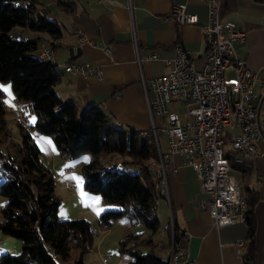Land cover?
<instances>
[{
	"label": "crops",
	"instance_id": "0c3cea01",
	"mask_svg": "<svg viewBox=\"0 0 264 264\" xmlns=\"http://www.w3.org/2000/svg\"><path fill=\"white\" fill-rule=\"evenodd\" d=\"M65 1L72 4L71 10L61 5L59 0H40L37 4V11L61 25L62 35L59 38L53 39L47 32L23 26L24 29H29V36L43 35L42 41L49 39L54 43L53 45L48 41L54 46L57 68L62 72V78L56 84L57 92L64 98L73 99L80 109L92 102L98 103L108 114L110 121L116 125L134 126L143 131L153 128L144 80L148 81L152 76L166 70L164 58L173 55L177 43L183 44L196 54L195 61L198 66L203 63L207 47L204 30V24L208 20L207 2L204 0ZM221 1L222 19L235 20L237 26L246 32L245 40L237 43V50L255 72L253 87L256 91H260L261 81L264 80V0ZM179 2L186 3L188 10L196 12L198 21L179 24L171 18L169 16L171 8L173 4ZM85 36L88 40L83 41ZM42 46H44L43 42L39 49ZM107 47L109 49H106ZM154 52L160 57H146L147 54ZM71 60L101 64L104 68V76L102 78L95 74L85 76L82 72L66 70L65 63ZM226 73L229 79H232L231 67ZM12 93L5 91V99L7 94L9 102L8 118L15 117L17 121L20 120L25 124L20 118V111L26 109L30 129L39 140L44 158L52 167L56 179L62 178L69 188H73L71 183L77 182L80 185L82 208L90 210L94 215L92 248L98 249L101 253L105 237L100 236V232L106 233L113 229L117 220L104 218L102 212L119 206L107 202L101 194L85 188L84 174L82 176L77 168L85 162L83 154L77 156L75 163L64 160L61 157L63 154L61 155L53 144L52 137L31 126L36 118L31 103L24 99L17 101L15 95L9 96ZM262 108H264V99ZM170 109L178 110L182 118L190 116L180 100L170 102ZM155 120L157 124L163 122L160 114L155 115ZM230 131H238V127L233 126ZM158 138L162 151L159 134ZM14 139L19 142L21 135ZM256 147L257 152L244 154V158L249 161L248 169L246 171L235 169L242 178V192L247 188L257 189L259 192L255 207L256 260L247 263L245 259L249 246V226L246 220L216 224L208 208L200 203L204 192L197 170L191 164L181 163L178 154H171L168 160L170 193L167 197L169 199L170 196L171 203L161 195L158 199L160 219L163 220L164 209L166 212L172 211L168 222L158 235L163 241L162 245L170 244V226L173 221L177 231L188 234V251L193 259L192 264H264V137L257 139ZM237 174L235 173L236 176ZM132 227L136 226L131 222L124 234ZM0 238V243L2 242L6 251H19V239L10 234L0 235ZM240 240L243 241V247L239 251L237 242ZM106 255L102 254L105 264H119L120 259H114V256L108 258ZM172 264L188 263L176 261Z\"/></svg>",
	"mask_w": 264,
	"mask_h": 264
},
{
	"label": "trees",
	"instance_id": "16d2710c",
	"mask_svg": "<svg viewBox=\"0 0 264 264\" xmlns=\"http://www.w3.org/2000/svg\"><path fill=\"white\" fill-rule=\"evenodd\" d=\"M39 1L28 0L24 4L22 0H0V79L11 81L17 99L31 103L36 113L31 126L49 134L61 154L92 152V157L81 165L85 188L119 206L104 210V218L126 215L136 226L127 230L119 242L120 251L133 256L130 264H166L168 258L156 249L161 227L160 175L147 164L159 156V139L156 140L153 128L143 131L116 125L98 103L80 109L73 99L57 92L56 84L62 78L58 63L32 52L39 50L44 36L8 33L20 25L47 32L53 39L62 35L59 22L37 11ZM59 3L69 10L73 7L65 0ZM7 114L5 91L0 86V173L5 175L0 192L6 196L0 229L21 240L19 251L0 254V264H93L84 258L94 241L91 219L60 217L62 198L56 190V175L44 158L39 140L30 126L18 120L21 140L8 141ZM4 140L8 141L6 148L2 145ZM225 142L231 169L246 171L249 161L231 146L230 135H226ZM108 153L125 157L106 163L102 158ZM243 197L249 226L245 259L250 263L257 257L255 207L259 192L247 188ZM76 250L79 253L74 255Z\"/></svg>",
	"mask_w": 264,
	"mask_h": 264
},
{
	"label": "built area",
	"instance_id": "2783aa9c",
	"mask_svg": "<svg viewBox=\"0 0 264 264\" xmlns=\"http://www.w3.org/2000/svg\"><path fill=\"white\" fill-rule=\"evenodd\" d=\"M204 1L208 5V20L204 24L207 47L203 63L198 66L196 54L177 43L173 55L164 58L166 70L144 80V86L154 131L158 132L159 127L156 114H165L169 121L168 147L162 149L164 166L157 167L163 177V185H159L162 196L165 197V190H170L169 157L178 154L181 163L191 164L197 170L204 192L200 203L208 208L216 224L221 225L246 219V200L225 153V140L226 135H230L231 146L245 155L257 152L256 141L264 137V80L261 81L262 89L256 91L253 87L255 72L237 50V43L245 40V30L233 19H222L221 0ZM22 2L28 4V0ZM169 16L179 24L198 21V14L188 10L184 2L173 4ZM135 42L138 48L136 38ZM43 43L41 53L56 61L54 46L47 40ZM146 57L159 58L160 55L154 52ZM65 65L66 70L82 72L85 76L95 74L102 78L105 73L101 64L90 61L71 60ZM230 67L233 77L228 80L226 72ZM227 92H234V106H227ZM173 100L182 101L190 116L182 118L178 110L170 109ZM20 116L29 126L26 109L20 111ZM233 126L238 127V131H230ZM147 164L156 165V162ZM168 201L171 203V199ZM158 242L159 245L163 243L162 239ZM170 242L171 253L166 264H172V260L192 264L190 253L182 252L178 244L177 230ZM242 247L240 240L237 249L240 251ZM173 249H180V256H173Z\"/></svg>",
	"mask_w": 264,
	"mask_h": 264
},
{
	"label": "rangeland",
	"instance_id": "374dc122",
	"mask_svg": "<svg viewBox=\"0 0 264 264\" xmlns=\"http://www.w3.org/2000/svg\"><path fill=\"white\" fill-rule=\"evenodd\" d=\"M8 33L17 34V35H21V36H29V29L27 30V29H24L23 26L16 25L10 31H8ZM32 52L33 53H37V50H33ZM228 80H229V77H228ZM0 86H1V88L4 91L13 92V88H12V84H11L10 80L0 79ZM13 95H14V92L12 93V95H9V96L13 97ZM5 101H6V106L8 107L9 106V102H8V99H7V94H6ZM160 115L162 117V121L163 122L162 123L158 122V125H159L158 134H159V137H160L162 148L164 150H167L168 142H169V135H168L167 125H168L169 121L167 119V116H165V114H160ZM8 123H9L10 132L6 134V138H7L8 141L12 140V141L16 142V140L14 138L15 137L17 138V136L19 134L21 135V128H20V125L18 124L17 118L10 117ZM47 135L51 138V136L49 134H47ZM7 140H4L2 142V145H3L4 148H6V145L8 143ZM52 142L54 144L53 139H52ZM57 154L60 157V154L58 153V151H57ZM81 154H83L82 157H83L84 161H87L88 159H90L92 157V153L89 150L83 151V152H81ZM159 154L160 153H159V149H158V155ZM77 156H80V153L77 154V155H65V156L62 155L61 157L64 160H67V162H69V163H75V160L78 158ZM124 157H125V155L121 154V153H108V154L104 155L102 159H103L104 162L110 163L111 161H114V160L121 161ZM159 157H160V155L158 157H156V158H153V159L149 160L148 162H152L153 160H159ZM157 167H159V166L155 165L153 168L157 169ZM77 168L79 169V172L83 176L81 166H78ZM233 171L236 174L238 173V170L233 169ZM238 175L239 174H237V176ZM3 179H5V175L3 173H0V183H1V181ZM237 179L239 181L240 186L242 187V180H241L242 178H241V176H238ZM73 184H75L73 186V188H69V187L66 186V182L62 178L56 179V190L61 195V198H62V202H61V204L59 206L60 217H64L65 218V217L86 216V217H89L91 219V222H92V225H93V221L92 220L94 219V215L91 213L90 210H88V209L84 210L82 208V202H81L82 200H81V196H80V193H79L80 185L77 182H75ZM159 184L162 185V181H159ZM169 193H170V190H169ZM158 194L161 195L160 186H159V193ZM167 196L168 195L166 194L165 197L168 199ZM159 198L160 197H158V199ZM169 199H170V196H169ZM5 201H6V196L3 195L0 192V219L3 218L2 206H3ZM159 212H160V209H159ZM164 212H165V215H166V216L164 215V217L166 218V222H165V218L163 217V220L161 219V227L159 229L158 235L161 232L162 227L165 226V224L168 222L169 217L172 215L171 211L166 212V210L164 209ZM116 219L117 220H116L115 226L113 225V227H112L113 229L107 231L106 233H104V231L100 232V236L103 235L105 237V240L102 243V251H101V253H100V251L98 249H95V248H91L90 250H88V251H86L84 253V258L87 261H90L93 264H105V262L103 260L104 258L102 257L103 253L107 254L106 256H108V258H111V256H114V259L115 258L120 259L119 264H129L131 261H133V256L132 255H130L129 253H122L120 251V249H119L120 239L123 237L124 232L126 231L127 226L131 223V221H130L129 217L126 216V215L118 216V217H116ZM169 226H170V222H169ZM93 228H95V227L93 226ZM4 234L7 235L6 233H4L0 229V235H4ZM158 235L156 237L157 244H158L157 247H156L157 252L159 254L169 258L170 253H171V242H170L169 245H167V244L162 245L163 243H160V245H159V242H158L159 241V237H158ZM11 236H13L14 238L19 239L20 246H21L20 238L14 236V235H11ZM172 236H173V233H172V230L170 228V240L172 239ZM1 249H3V250H1ZM6 250L7 249H5L3 247V244L1 242L0 243V254H1V252L6 251ZM78 253H79V250H76L73 254L77 255Z\"/></svg>",
	"mask_w": 264,
	"mask_h": 264
},
{
	"label": "bare ground",
	"instance_id": "6f19581e",
	"mask_svg": "<svg viewBox=\"0 0 264 264\" xmlns=\"http://www.w3.org/2000/svg\"><path fill=\"white\" fill-rule=\"evenodd\" d=\"M43 50H44V46L40 47L39 55L42 58L56 62L55 60L51 59L46 53H41ZM65 67H66V65H65ZM226 104H227V106H234V92H227L226 93ZM20 118L23 119L21 116H20ZM25 124H26V122H25ZM155 134L157 135L156 139L158 140L159 139L158 138V132H155ZM159 153H160L159 154L160 155L159 160H153L152 162H156L157 166L163 167L164 166V156H163V152L161 151V149H159ZM148 166L150 168H153L155 166V164H148ZM159 175H160L159 181H162V185H163V177L161 176L160 172H159ZM168 193H169V190H165V196H166V194L168 195ZM161 195H162V193H161ZM175 226L176 225H174V223L172 221L171 228H172L173 236L176 233V227ZM177 235H178V244H179L180 248L182 249V252H189L188 251V239H189L188 234L185 233L184 231H177ZM173 256H180V249H173ZM176 261H179V260H172V262H176Z\"/></svg>",
	"mask_w": 264,
	"mask_h": 264
},
{
	"label": "snow or ice",
	"instance_id": "6c2138e0",
	"mask_svg": "<svg viewBox=\"0 0 264 264\" xmlns=\"http://www.w3.org/2000/svg\"><path fill=\"white\" fill-rule=\"evenodd\" d=\"M7 90V89H6Z\"/></svg>",
	"mask_w": 264,
	"mask_h": 264
}]
</instances>
